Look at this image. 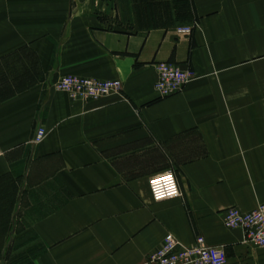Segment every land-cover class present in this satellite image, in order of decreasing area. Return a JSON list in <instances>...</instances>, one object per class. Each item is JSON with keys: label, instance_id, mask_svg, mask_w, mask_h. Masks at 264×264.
Instances as JSON below:
<instances>
[{"label": "crops", "instance_id": "1", "mask_svg": "<svg viewBox=\"0 0 264 264\" xmlns=\"http://www.w3.org/2000/svg\"><path fill=\"white\" fill-rule=\"evenodd\" d=\"M112 8L0 0V264H144L199 236L226 264H264L223 225L264 205V0H194L190 36L109 31ZM162 62L195 78L160 98ZM64 75L121 90L83 100L55 90ZM147 149L197 154L127 178L119 159Z\"/></svg>", "mask_w": 264, "mask_h": 264}, {"label": "built area", "instance_id": "2", "mask_svg": "<svg viewBox=\"0 0 264 264\" xmlns=\"http://www.w3.org/2000/svg\"><path fill=\"white\" fill-rule=\"evenodd\" d=\"M178 34L190 35V28L177 30ZM157 82L155 89L160 96H170L191 79L192 73L173 64L157 65ZM59 91L69 92L84 99H98L119 92V81H97L93 79L68 76L55 85ZM45 136L44 130H37L33 143H40ZM224 224L228 228L244 230L247 242L264 247V206L250 213L232 209L225 213ZM145 264H226L225 252L208 246L204 238H198L189 248H181L174 240H168L158 250L150 254Z\"/></svg>", "mask_w": 264, "mask_h": 264}, {"label": "rangeland", "instance_id": "3", "mask_svg": "<svg viewBox=\"0 0 264 264\" xmlns=\"http://www.w3.org/2000/svg\"><path fill=\"white\" fill-rule=\"evenodd\" d=\"M112 1L114 3V8L109 10V12L111 13H109V15H102V14L99 15L100 23L102 27H104L105 29L109 31L119 30V31L124 32L125 34H132V33H137V32H147V31H150L152 29H157V28H170V29H174V31H176V34L179 36H189V35L178 34L177 30L183 29V28H190L191 30L193 29L192 26H187V25L195 19L194 0H112ZM120 6H121L120 9L123 11L126 17L125 20L128 19V21L125 23L118 21L117 8ZM162 63L173 64V65H176L182 68L181 66L174 64V63H169V62H162ZM162 63L156 64L155 70H156L157 65L162 64ZM182 69H185L191 72L192 77H190L191 79L181 88V90L190 81H192L195 78V74L192 72V70H190V68H182ZM156 74H157V71H156ZM68 76L79 77V76H74V75H64L61 78H59V80L56 81L55 85L61 79H63L64 77H68ZM80 78H86V77H80ZM157 78H158V75H157ZM87 79H93V78H87ZM93 80H97V79H93ZM97 81L101 82V81H118V80H97ZM55 85H54V88H55ZM151 150H154V149H151ZM167 151H171V150L167 149ZM196 154H197L196 152L185 151V150L181 151L180 149L178 151L172 150L171 153L170 152H159L157 150H154V152H149V150L147 149L146 151H142L138 155L134 154L135 158L141 157L140 159L127 160L126 159L127 157H122L124 159L122 158L119 159L117 164H119L120 166H123L122 171H124L127 178H130V177L138 176L144 173L158 171L165 166H169L170 164L176 165L180 163L181 158H184V157L192 158V157H195ZM258 207L255 208L254 210L258 209ZM232 209H237V208L226 209L223 212V216L225 215V213H227L228 211ZM227 229L234 230L236 228L227 227ZM240 231L243 234V243L248 248H251L254 250L264 248V247L255 246L254 244L247 242L248 239H247V236L245 235L246 233L242 229H240ZM198 238H203V237L199 236L196 239ZM168 240H172V239H167L165 242H167ZM221 250L224 251V249L222 248ZM14 256H15V253L13 254V257ZM16 257H19V254H17ZM226 262H227V256H226Z\"/></svg>", "mask_w": 264, "mask_h": 264}, {"label": "bare ground", "instance_id": "4", "mask_svg": "<svg viewBox=\"0 0 264 264\" xmlns=\"http://www.w3.org/2000/svg\"><path fill=\"white\" fill-rule=\"evenodd\" d=\"M191 31H193V29L191 30ZM192 34V33H191ZM190 34V35H191ZM189 35V36H190ZM157 82V81H156ZM156 84V83H155ZM154 89H155V85H154ZM156 90V89H155ZM59 91V90H58ZM61 92H64V91H61ZM157 92V91H156ZM178 92H180V90L178 91ZM178 92H176V93H174V94H177ZM65 93H68V94H71V93H69V92H65ZM158 93V92H157ZM174 94H172V95H174ZM72 96H76V95H73V94H71ZM158 95H159V93H158ZM172 95H170V96H172ZM106 96H108V95H106ZM170 96H166V97H170ZM76 97H78V96H76ZM105 97V96H104ZM159 97L160 98H166V97H162V96H160L159 95ZM78 98H80V99H83V100H97V99H93V98H91V99H84V98H81V97H78ZM102 98V97H101ZM99 99V98H98ZM40 129V128H39ZM45 132V131H44ZM33 141H34V139H33ZM260 206H264V205H260ZM259 206V207H260ZM240 211V210H239ZM241 212V211H240ZM242 213H244V212H242ZM247 213H250V212H247ZM223 225L226 227V225L224 224V216H223ZM227 228V227H226ZM177 243V242H176ZM178 245L181 247V248H189V247H191V246H189V247H186V246H183V245H181V244H179L178 243ZM193 245V244H192ZM217 249H221V248H217ZM147 259V258H146ZM146 261V260H145ZM144 264H145V262H144Z\"/></svg>", "mask_w": 264, "mask_h": 264}]
</instances>
